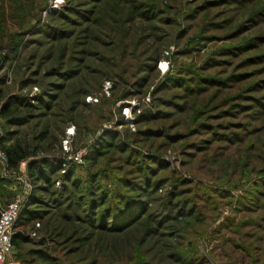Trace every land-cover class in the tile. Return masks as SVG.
Here are the masks:
<instances>
[{
    "label": "rangeland",
    "instance_id": "obj_1",
    "mask_svg": "<svg viewBox=\"0 0 264 264\" xmlns=\"http://www.w3.org/2000/svg\"><path fill=\"white\" fill-rule=\"evenodd\" d=\"M17 194L6 264H264V0H0Z\"/></svg>",
    "mask_w": 264,
    "mask_h": 264
},
{
    "label": "trees",
    "instance_id": "obj_2",
    "mask_svg": "<svg viewBox=\"0 0 264 264\" xmlns=\"http://www.w3.org/2000/svg\"><path fill=\"white\" fill-rule=\"evenodd\" d=\"M3 150L5 152V155L7 157V163L9 166L11 167H16L18 166V164L25 158L28 157L29 151L27 150L26 146L19 143H16L14 145H9V146H4ZM65 160L60 159L57 160L58 163L54 162L52 164V162H50V160H48V158H43L40 163H36L34 165V163H32L31 165H29V171H31L32 175H36V177L38 178H45V179H49L52 171L57 172L59 170H61L63 168L62 164ZM30 164V163H29ZM34 195L31 197V200L33 199ZM34 200V199H33ZM25 204V203H23ZM25 205L22 206L21 211L17 217V219L14 222L13 226H17V227H21L22 225L26 224V221L36 217L40 212L32 209V208H28V206L25 208V210L23 209ZM1 210V209H0ZM28 236L24 233L21 232L20 230L15 231V234H12V241H13V246L14 243L15 245H17V247L21 244L22 241L27 240ZM39 252H41V256L45 257L46 259H50L51 255H49L47 252L39 250ZM48 264H51L49 262H47Z\"/></svg>",
    "mask_w": 264,
    "mask_h": 264
},
{
    "label": "built area",
    "instance_id": "obj_3",
    "mask_svg": "<svg viewBox=\"0 0 264 264\" xmlns=\"http://www.w3.org/2000/svg\"><path fill=\"white\" fill-rule=\"evenodd\" d=\"M24 201L25 195L17 194L6 207L0 210V264H6L13 250L12 229Z\"/></svg>",
    "mask_w": 264,
    "mask_h": 264
}]
</instances>
